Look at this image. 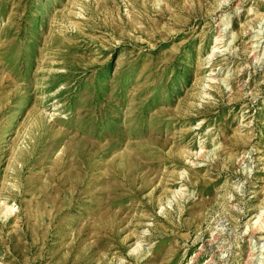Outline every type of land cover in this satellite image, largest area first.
I'll list each match as a JSON object with an SVG mask.
<instances>
[{
	"label": "rangeland",
	"instance_id": "1",
	"mask_svg": "<svg viewBox=\"0 0 264 264\" xmlns=\"http://www.w3.org/2000/svg\"><path fill=\"white\" fill-rule=\"evenodd\" d=\"M0 264H264V0H0Z\"/></svg>",
	"mask_w": 264,
	"mask_h": 264
}]
</instances>
